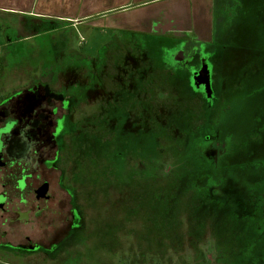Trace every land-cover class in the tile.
<instances>
[{"label": "rangeland", "instance_id": "obj_1", "mask_svg": "<svg viewBox=\"0 0 264 264\" xmlns=\"http://www.w3.org/2000/svg\"><path fill=\"white\" fill-rule=\"evenodd\" d=\"M216 8L212 104L130 42L106 52L105 19H0V99L47 79L84 108L61 151L80 223L34 264H264V0Z\"/></svg>", "mask_w": 264, "mask_h": 264}, {"label": "flooded vegetation", "instance_id": "obj_2", "mask_svg": "<svg viewBox=\"0 0 264 264\" xmlns=\"http://www.w3.org/2000/svg\"><path fill=\"white\" fill-rule=\"evenodd\" d=\"M114 32L106 52L112 54L114 47L124 51L130 42L133 53L146 57L156 72L170 71L171 64L180 67L181 73L172 75L179 86L193 90L195 97L208 104L218 98L214 37L204 40L181 31L168 35ZM151 48L166 59L163 66L147 59ZM208 72L210 79L205 77ZM47 85L50 82L44 79L42 84L28 85L0 99V130L12 125L9 131H0V264H34L41 252L59 254L80 223L72 203L73 190L64 182L61 151L71 119L84 108L75 109L78 98H67L65 88L41 90Z\"/></svg>", "mask_w": 264, "mask_h": 264}, {"label": "crops", "instance_id": "obj_3", "mask_svg": "<svg viewBox=\"0 0 264 264\" xmlns=\"http://www.w3.org/2000/svg\"><path fill=\"white\" fill-rule=\"evenodd\" d=\"M215 11L216 0H0V19L18 26L24 17L68 21L73 26L100 18L119 33L181 31L204 40L213 38L219 20Z\"/></svg>", "mask_w": 264, "mask_h": 264}, {"label": "snow or ice", "instance_id": "obj_4", "mask_svg": "<svg viewBox=\"0 0 264 264\" xmlns=\"http://www.w3.org/2000/svg\"><path fill=\"white\" fill-rule=\"evenodd\" d=\"M11 127H12V125L9 124V126H8L7 128H4V129H2V130H0V131L7 132V131H9V129H10Z\"/></svg>", "mask_w": 264, "mask_h": 264}]
</instances>
